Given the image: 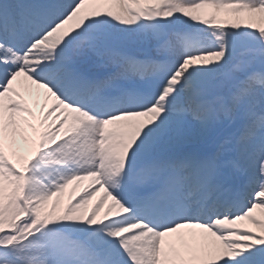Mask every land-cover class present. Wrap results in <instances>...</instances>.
<instances>
[{"label": "snow or ice", "instance_id": "1", "mask_svg": "<svg viewBox=\"0 0 264 264\" xmlns=\"http://www.w3.org/2000/svg\"><path fill=\"white\" fill-rule=\"evenodd\" d=\"M0 264H264V0H0Z\"/></svg>", "mask_w": 264, "mask_h": 264}, {"label": "rangeland", "instance_id": "2", "mask_svg": "<svg viewBox=\"0 0 264 264\" xmlns=\"http://www.w3.org/2000/svg\"><path fill=\"white\" fill-rule=\"evenodd\" d=\"M85 180L75 182L74 184L69 185V187L67 189H65V192L62 194V196L60 198V201H61L60 207L61 208L65 204L68 203V200H69L70 197H76V196H78L83 191L82 188L87 187L88 183ZM88 209H90V208H88Z\"/></svg>", "mask_w": 264, "mask_h": 264}, {"label": "bare ground", "instance_id": "3", "mask_svg": "<svg viewBox=\"0 0 264 264\" xmlns=\"http://www.w3.org/2000/svg\"><path fill=\"white\" fill-rule=\"evenodd\" d=\"M98 196H99V194H98Z\"/></svg>", "mask_w": 264, "mask_h": 264}]
</instances>
